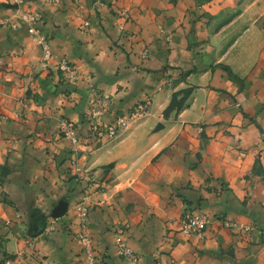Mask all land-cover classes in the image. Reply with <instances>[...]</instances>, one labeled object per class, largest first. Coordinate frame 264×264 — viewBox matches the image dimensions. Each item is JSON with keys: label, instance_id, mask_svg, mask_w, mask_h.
I'll use <instances>...</instances> for the list:
<instances>
[{"label": "crops", "instance_id": "crops-1", "mask_svg": "<svg viewBox=\"0 0 264 264\" xmlns=\"http://www.w3.org/2000/svg\"><path fill=\"white\" fill-rule=\"evenodd\" d=\"M195 1L168 11L169 0L96 10L94 0H0V264H85L76 240L85 195L97 264H132L118 255L116 228L135 264L155 253L160 264H264V15H213L238 0H202L204 15H193ZM29 25L77 68L69 96ZM90 85L111 101L101 128L146 100L147 115L115 140L96 133L84 117ZM187 88L188 106L165 118ZM62 120L81 139L75 162ZM186 207L210 220L202 240L178 231ZM220 215L253 230L230 232Z\"/></svg>", "mask_w": 264, "mask_h": 264}, {"label": "rangeland", "instance_id": "rangeland-1", "mask_svg": "<svg viewBox=\"0 0 264 264\" xmlns=\"http://www.w3.org/2000/svg\"><path fill=\"white\" fill-rule=\"evenodd\" d=\"M43 1L46 4H49V5H56V4H58L59 0H43ZM113 1H115V0H111V1L110 0H94V2L92 3V8H93V10H96V9H98V7H102V6H107L108 7V6H110L112 4ZM206 1L209 2L210 0H206ZM211 1H213V0H211ZM168 4H169L170 8H168L167 10L170 11V10H172V6L174 5L173 4V0H169ZM204 4L205 3L202 0H196L195 3H194L195 10H191L190 14H193V15H204L203 12H197V11H201V8H202V6ZM219 4H220V2L218 3V5ZM224 8L221 9L220 7H218L216 14H213V15H226L225 17L228 18V20L234 19L237 15H264V0H238L237 2H235L233 4H229V6L224 7ZM114 14L123 16V15H128L129 11L127 9H120V10H117V11L115 10ZM148 14L150 15V13H148ZM207 14L208 15H212V14H209L208 12H207ZM35 22H37L36 17L33 18L32 20H30L29 24H32V23H35ZM30 26L33 27V25H29L28 28ZM84 26H88V24H85ZM35 30L37 32L36 38H33L29 33H28V35L31 37V39L38 46L41 47L42 56H43L44 60H49V59L55 60L54 66H55V69L58 71V73L60 74V77H61V81H62L61 85L64 88V90H62L63 94L65 96H69L71 93L74 92L75 86L77 84V80H78L77 68L75 67V65H73L72 63H70L66 59L55 58V56H53L51 51H50L47 38L42 36L36 28H35ZM119 30L122 31L123 28L119 27ZM45 46L47 48H44ZM45 49H48V51H49L48 58H46V56H45ZM148 54H149V52L147 50H143V51H141V53L139 55V58H141L142 60H145V59L148 58ZM62 65H65L68 68V71L70 73H73V77H74L73 82H70L69 79L66 78V76L69 75L70 73H68L67 70L66 71L61 70L60 66H62ZM220 66L223 67V69L226 71V73L231 75L234 79L239 80V78H237L236 76H234L232 74L230 68H228L227 66H223L221 64H220ZM65 72L67 73V75H66ZM192 90H193L192 88H187V89H183V90H180V91L174 93L172 95L171 101H170V104H171V102L173 101L172 99L174 98L173 109L169 111V106H170V104H169V106L164 110L163 116L165 118H167L169 116V114H171L172 112H179V111L183 110L184 108H186L188 106L189 99H190L191 94H192ZM96 97L99 100H105V101H108L109 104L111 103V101L108 99V97H104L103 95H101V93H98L97 90L92 85L89 86V102H88L89 104H88V109H87L84 117H85L86 121L90 124L91 128H92V125H91V122H89L87 120L88 119L87 114L89 112L90 103H92L96 99ZM144 102H148V101L146 100V101H143V102H139V103L135 104L131 108V110L128 111L127 114L120 115V116L116 117V118L122 117V116L126 117V119H124V124H123L125 127L123 126V128H126V126H127V128L130 131L131 129H133L134 125H136L139 122H141L142 119L147 115L148 107H147L145 113H143V114L140 113L141 114L140 116H136V117H133V118L131 117V115L136 112V109H135L136 106L139 105V104H143ZM148 106H149V102H148ZM109 109H110V107H109ZM104 116H102V117H104ZM62 124H67L69 127H73V126L70 125V122L65 121V120H62V121L59 122L58 130H57L58 135H59V140L64 141L67 144V140H66V138L64 136V133L62 132V129H61V127H62L61 125ZM158 126L159 127H156V128H160L161 127L160 125H158ZM100 132H103V130H101ZM100 132L98 134H100ZM117 136H118V134H117ZM117 138H115V139H117ZM80 144H81V139H80ZM68 147L71 149V151H73L72 145L68 144ZM76 149H79V148L76 147L74 150L77 151ZM77 153L78 152H75V154H74V152L72 153L73 156H74V160H73L74 162H75V158L77 157ZM254 170L259 171L258 165L255 166ZM90 186H91V188L92 187L93 188H97V190H99V189L103 190L104 189V188H102L103 183L98 184V186L96 187L95 183L91 182ZM86 193L88 194V192H86ZM185 214H195V215H200V216L204 217V219L206 220L205 230H206V227L210 224V220L207 217V215H205L202 212L193 211L189 207H186V209L181 213V215L178 218V231L179 232H180V226L182 224V220H183ZM216 220L220 223V225L223 228H225V229H227V230H229L230 232H233V233H242V234H246L247 235V234H250L252 232V230H253L252 225L242 224V223H239L237 221L230 220L228 218L226 219L225 216H223V215H220ZM118 229H121V228H116L114 230V238L117 237V236H120V235L123 236V234L125 232L124 229H121V232ZM205 230H204V234H205ZM166 238L167 237H164L163 240H165ZM203 238H204V235H203ZM202 239H199V240H202ZM123 240H124V242H126L125 239H123ZM126 244H127V242H126ZM114 245H115V243H114ZM127 246L129 247L128 244H127ZM133 253L137 256V261H138L140 256L135 251H133ZM118 255L123 261H126V260H124V257L120 255L119 252H118ZM151 256L153 257V259L155 257H157L156 259L159 261L158 253L152 254ZM8 262H9V260L5 259V263L4 264H9ZM126 262H129V261H126ZM132 264H135V263H132Z\"/></svg>", "mask_w": 264, "mask_h": 264}, {"label": "built area", "instance_id": "built-area-1", "mask_svg": "<svg viewBox=\"0 0 264 264\" xmlns=\"http://www.w3.org/2000/svg\"><path fill=\"white\" fill-rule=\"evenodd\" d=\"M28 33L36 38L37 32L34 27L30 26L28 28ZM44 41V40H43ZM44 48H47L46 46ZM45 56L48 58L49 51L45 49ZM61 70L68 71V68L65 65L60 66ZM66 73V72H65ZM67 75V73H66ZM70 82H73V73H70L66 76ZM110 104L108 101L96 99L90 103L89 112L87 114L88 121L91 122L92 129L99 133L101 130L109 137L115 138L121 128H123L125 116L118 117L115 119L114 123L110 125H106L105 127H100L99 121L106 113L109 111ZM148 107V102H144L143 104H139L136 106V112L131 115V117L140 116L141 114L146 112ZM141 113V114H140ZM62 132L68 143L72 145L73 152L75 154L74 149L76 147H80V138L77 135L76 130L73 127H69L67 124L61 125ZM77 150V149H76ZM87 196L85 195L82 201L76 206V216L80 223V230L76 236V240L79 242L82 250L85 254V264H97V258L94 256L91 241L86 232V222L88 217V205L86 203ZM206 220L204 217L195 214H185L182 220V224L180 226V233L184 236L195 237L196 239H202L204 235ZM121 232V229H118ZM115 247L118 249V252L121 256L124 257V260L129 261L131 263L137 262V256L133 253V251L127 246L126 242H124L122 235L115 237L114 239ZM9 263V262H8ZM153 264H160L159 261L154 258Z\"/></svg>", "mask_w": 264, "mask_h": 264}, {"label": "trees", "instance_id": "trees-1", "mask_svg": "<svg viewBox=\"0 0 264 264\" xmlns=\"http://www.w3.org/2000/svg\"><path fill=\"white\" fill-rule=\"evenodd\" d=\"M173 101L171 102L170 106H169V111L173 109L174 106V98L172 99ZM166 116V115H165Z\"/></svg>", "mask_w": 264, "mask_h": 264}, {"label": "water", "instance_id": "water-1", "mask_svg": "<svg viewBox=\"0 0 264 264\" xmlns=\"http://www.w3.org/2000/svg\"><path fill=\"white\" fill-rule=\"evenodd\" d=\"M161 128V127H160Z\"/></svg>", "mask_w": 264, "mask_h": 264}]
</instances>
